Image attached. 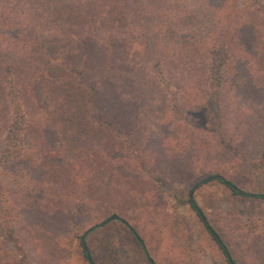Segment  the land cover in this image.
Returning <instances> with one entry per match:
<instances>
[{
	"label": "trees",
	"instance_id": "obj_1",
	"mask_svg": "<svg viewBox=\"0 0 264 264\" xmlns=\"http://www.w3.org/2000/svg\"><path fill=\"white\" fill-rule=\"evenodd\" d=\"M213 87L225 133L210 138L215 152L236 157L229 131L235 112L242 113L244 131L264 121L248 118L264 110V0H0V228L36 254L47 238L53 256L59 229L67 228L75 210L93 206L105 219L118 215L123 208L113 197L132 187L120 163L108 158H122V143L128 157L136 159L131 152L143 141L157 149L155 159L172 162L170 169L190 172L195 152L209 153L211 140L191 128L186 150L193 156L169 154L168 140L181 143V129L164 118L170 96L180 111L198 113ZM25 134L31 149L16 146ZM254 143L262 153L263 139ZM183 159L188 168L180 165ZM202 179L239 194L221 172ZM47 195L51 200L43 206ZM193 201L187 197L227 264H238ZM110 224L143 245L127 220L106 222L87 234V250L79 236L83 256L94 264L99 262L88 237ZM0 264L29 262L23 252L8 253L0 244Z\"/></svg>",
	"mask_w": 264,
	"mask_h": 264
},
{
	"label": "rangeland",
	"instance_id": "obj_2",
	"mask_svg": "<svg viewBox=\"0 0 264 264\" xmlns=\"http://www.w3.org/2000/svg\"><path fill=\"white\" fill-rule=\"evenodd\" d=\"M240 3L241 0H237V4ZM170 97L172 102L168 108V118L165 117L164 122L169 121L172 125L180 126L181 135L178 137L181 143H177L174 138H169L170 147L167 148L169 154L173 152L181 154L185 151L187 156H193V151H187L188 132L192 129L197 130L195 131L197 137L211 140L213 148L209 153L208 150L195 152V154L198 153V157H193L190 161L192 168L190 172L185 169L175 172L172 168L170 169L172 166H169L172 162H167V160L160 162L155 159L157 149L152 145L142 141L138 150L131 152L136 157L133 159L128 157L129 150L122 143L120 154L123 159L121 157L118 160L113 159V156L108 158V161L113 164L120 163L123 172L121 175L132 187L131 192H127L120 199L113 197V200L121 204L123 208L118 211V215L137 230L149 251L159 239L165 238L164 234L167 230L176 235L183 231V237L191 240L210 239L195 211L186 202L192 191L190 197L222 235L238 264H264V196L233 193L217 180L199 183L203 177H207L208 173L221 172L238 188L255 194H264V145H262L261 153V147H257L254 143L258 139L264 141V121L257 129H245L244 131L243 118L240 116L242 113L234 111L238 120L233 121L229 131L234 132V153L237 156L235 157L233 153L225 154L223 151L215 152L212 133H215L216 137H222L225 133L222 127H219L220 121H225L222 119L225 113L218 89L215 87L210 89L208 100L198 113L180 111L178 102L174 101L172 96ZM248 118H251L253 122H256L258 118L264 120V110L263 113H251ZM247 126H252V124L249 123ZM182 130H185L186 134ZM12 137L16 142L15 135ZM17 140L16 146L31 149L27 134L18 136ZM3 145L0 142V156ZM53 163L48 165L51 172L55 164ZM179 163L182 167L186 165L188 168L186 159ZM113 173L117 172L114 170ZM44 183L47 185L48 181ZM194 183L196 185H193ZM50 200V196L47 195L42 205H47ZM106 215L93 206L83 207V209L80 207L77 211L75 210L67 228L59 229L56 240L57 248L53 256H50L47 245L45 246L48 243L47 238H43L41 251L36 254L28 244L26 245L29 250L25 247L23 250L20 240L16 241V234H6L0 228V244L8 253L23 252L29 264H50L51 261H54V264H91L83 256L79 236L90 226L105 220ZM105 233L108 235L107 238L104 237ZM92 238H94L93 241H97L96 244L92 243ZM88 239L90 247L95 246L93 254L99 264H142L137 250L138 245L131 240L127 232L124 234V231L116 224H110L105 230L93 231ZM193 247L196 248L195 245ZM54 256H56L55 260H52ZM225 263V259L224 263L223 259L219 261L215 253H212V260L208 258V264Z\"/></svg>",
	"mask_w": 264,
	"mask_h": 264
},
{
	"label": "crops",
	"instance_id": "obj_3",
	"mask_svg": "<svg viewBox=\"0 0 264 264\" xmlns=\"http://www.w3.org/2000/svg\"><path fill=\"white\" fill-rule=\"evenodd\" d=\"M183 233L180 231L176 235L167 230L165 238L159 239L150 251L143 240V245L137 246L142 264H208V258L212 260V253H215L219 261L223 259L224 263V254L211 238L191 240L184 238Z\"/></svg>",
	"mask_w": 264,
	"mask_h": 264
},
{
	"label": "water",
	"instance_id": "obj_4",
	"mask_svg": "<svg viewBox=\"0 0 264 264\" xmlns=\"http://www.w3.org/2000/svg\"><path fill=\"white\" fill-rule=\"evenodd\" d=\"M204 181H205V180L202 179L199 183H202V182H204ZM236 190H237L238 193H240V194H242V195H248V196H255V195L263 196V195H264V194H255V193H251V192H248V191L242 190V189H240V188H238V187H236ZM191 193H192V191L190 192V196H191ZM193 203L195 204V201H193ZM197 209L199 210L198 207H197ZM111 220H121V221H123V222H126V220H125L124 218H122V217H120V216H118V215H112V216H110L109 218H107V219H105V220H102L101 222H99V223H97V224H94V225L90 226L89 228H87V229L85 230V232H83L82 237H81L82 244H83V247H84L85 250H87L86 242H85V238H86L87 234H88L92 229H94L95 227L102 226L103 224H105L106 222L111 221ZM87 254H88V252H87ZM89 262H90L91 264H94V263L92 262V260H90V259H89Z\"/></svg>",
	"mask_w": 264,
	"mask_h": 264
}]
</instances>
